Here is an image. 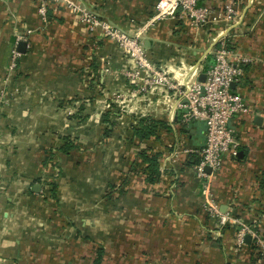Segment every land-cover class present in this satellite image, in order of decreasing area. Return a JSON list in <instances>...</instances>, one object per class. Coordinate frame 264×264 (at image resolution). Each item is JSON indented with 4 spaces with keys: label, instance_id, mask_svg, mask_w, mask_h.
<instances>
[{
    "label": "crops",
    "instance_id": "obj_1",
    "mask_svg": "<svg viewBox=\"0 0 264 264\" xmlns=\"http://www.w3.org/2000/svg\"><path fill=\"white\" fill-rule=\"evenodd\" d=\"M73 1L141 33L155 67L180 84L222 44L234 63L247 60L232 89L250 112L232 120L239 153L223 157L212 191L223 213L264 233V0H235L229 21L228 0H202L216 19L198 29L154 18L157 0ZM38 7L0 0V264H93L100 249V264H264L202 208L192 169L201 123L183 126L172 91L134 93L129 59L62 3L49 1L45 21ZM141 121L154 130L143 141ZM142 151L156 158L155 183Z\"/></svg>",
    "mask_w": 264,
    "mask_h": 264
},
{
    "label": "built area",
    "instance_id": "obj_2",
    "mask_svg": "<svg viewBox=\"0 0 264 264\" xmlns=\"http://www.w3.org/2000/svg\"><path fill=\"white\" fill-rule=\"evenodd\" d=\"M49 1L62 3L89 31H99L129 59L132 68L125 70L122 76L134 85V93L152 92L156 88L172 91L176 96L173 112L180 115L181 123L186 126L195 122L201 123L204 127V145L196 152L199 160L193 164L192 169L200 186L202 208L209 217L216 219L219 225L229 222L238 225L234 238L237 251L242 250L245 237L249 235L264 261L262 233L230 214L223 213L212 191L214 174L222 166L223 157L236 158L239 153V143L231 127L232 120L240 114L250 112L246 102L231 87L242 78L244 70L241 65L247 60L240 59L234 63L231 59L232 52L222 44L214 51L212 63L203 73L205 75L203 82L194 74L180 84L155 67L144 46L141 33L129 36L73 0H39L38 13L44 21L47 18ZM201 2L202 0H157L154 18L177 17L187 20L191 27L198 29L206 25L210 19H216L211 18L212 12ZM235 6V0L227 1L222 16L225 21L235 17L237 14ZM20 39L21 37H18V40ZM18 56V52L13 49L11 69L15 67ZM104 73H112L107 62ZM206 167L210 169L209 173L205 171Z\"/></svg>",
    "mask_w": 264,
    "mask_h": 264
},
{
    "label": "trees",
    "instance_id": "obj_3",
    "mask_svg": "<svg viewBox=\"0 0 264 264\" xmlns=\"http://www.w3.org/2000/svg\"><path fill=\"white\" fill-rule=\"evenodd\" d=\"M229 49V47H226ZM143 121L140 122V124L136 127L133 128V132H134V135L141 141H143L144 139H147L149 138L150 136L153 135L154 133V130H153V127L151 125H144L142 123ZM184 126V125H183ZM182 126V127H183ZM184 128V127H183ZM71 147V146H70ZM140 157L141 159L144 161V162H149L150 164L146 167L145 171L142 172L143 175H145V178H146V181L150 182V183H155L158 179H159V173H158V165L156 163V158L151 157V158H147V155L145 154V152H141L140 154ZM195 157H194V163L198 162L199 160V155L198 154H193ZM144 169H141V171H143ZM264 206V204L262 205ZM264 210V207L261 209V212H263ZM234 218H239L237 215L233 214L232 215ZM209 217V216H208ZM247 224L249 226H252L254 228H256L259 232H261V229L256 225L257 223L256 222H253V221H248ZM227 229H231L234 233L237 232L238 230V225H235V224H226L225 225ZM264 232V231H263ZM262 233V232H261ZM264 234V233H262ZM248 248L251 250V255L254 257V255L256 256V259L257 260H261L262 261V257L260 256L259 254V251H258V247L255 245L254 242L250 241L249 244H244V247L243 248ZM242 248V249H243ZM98 255L96 257V259L94 260L93 264H100L101 261H102V252H101V249L98 250Z\"/></svg>",
    "mask_w": 264,
    "mask_h": 264
},
{
    "label": "water",
    "instance_id": "obj_4",
    "mask_svg": "<svg viewBox=\"0 0 264 264\" xmlns=\"http://www.w3.org/2000/svg\"><path fill=\"white\" fill-rule=\"evenodd\" d=\"M24 44H25V43L20 42V43L18 44L19 48H20V49L23 48ZM204 79H205V75H204V74L199 75V78H198L199 81L203 82ZM231 87H233V84L231 85ZM256 119H258V117H256L255 120H256ZM205 171H206L207 173H209V172H210V169L206 167V168H205ZM39 188H40L39 185H37V184L34 185V191H38ZM221 211H222V209H221ZM250 241H251V237H250L249 235H247V236L245 237V243H246V244H249Z\"/></svg>",
    "mask_w": 264,
    "mask_h": 264
}]
</instances>
